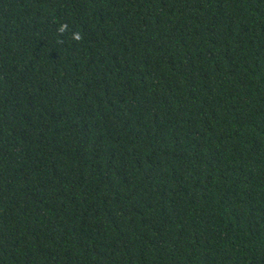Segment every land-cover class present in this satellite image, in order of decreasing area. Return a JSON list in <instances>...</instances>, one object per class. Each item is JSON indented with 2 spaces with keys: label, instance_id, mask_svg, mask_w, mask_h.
Listing matches in <instances>:
<instances>
[{
  "label": "trees",
  "instance_id": "1",
  "mask_svg": "<svg viewBox=\"0 0 264 264\" xmlns=\"http://www.w3.org/2000/svg\"><path fill=\"white\" fill-rule=\"evenodd\" d=\"M0 264H264V0H0Z\"/></svg>",
  "mask_w": 264,
  "mask_h": 264
}]
</instances>
